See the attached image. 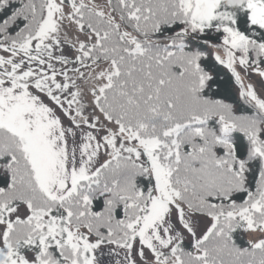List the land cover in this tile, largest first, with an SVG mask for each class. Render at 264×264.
Instances as JSON below:
<instances>
[{
	"label": "snow or ice",
	"instance_id": "1",
	"mask_svg": "<svg viewBox=\"0 0 264 264\" xmlns=\"http://www.w3.org/2000/svg\"><path fill=\"white\" fill-rule=\"evenodd\" d=\"M0 264H264V0H0Z\"/></svg>",
	"mask_w": 264,
	"mask_h": 264
},
{
	"label": "trees",
	"instance_id": "2",
	"mask_svg": "<svg viewBox=\"0 0 264 264\" xmlns=\"http://www.w3.org/2000/svg\"><path fill=\"white\" fill-rule=\"evenodd\" d=\"M238 239H239V237H238Z\"/></svg>",
	"mask_w": 264,
	"mask_h": 264
}]
</instances>
